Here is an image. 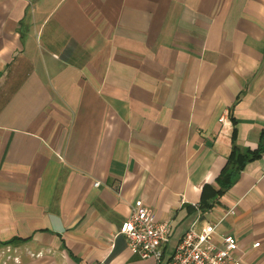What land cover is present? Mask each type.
Wrapping results in <instances>:
<instances>
[{
	"label": "crops",
	"instance_id": "1",
	"mask_svg": "<svg viewBox=\"0 0 264 264\" xmlns=\"http://www.w3.org/2000/svg\"><path fill=\"white\" fill-rule=\"evenodd\" d=\"M263 131L264 0H0V264H155L136 200L264 264Z\"/></svg>",
	"mask_w": 264,
	"mask_h": 264
},
{
	"label": "built area",
	"instance_id": "2",
	"mask_svg": "<svg viewBox=\"0 0 264 264\" xmlns=\"http://www.w3.org/2000/svg\"><path fill=\"white\" fill-rule=\"evenodd\" d=\"M99 184L95 182L93 185L98 187ZM193 207L201 220L204 210L199 204ZM148 210L143 201L136 200L120 229L133 255L142 259L152 258L155 264H243L235 253V236L226 234L220 236L218 241H212L215 227L228 211L217 220L200 221L199 229H188L180 241L169 249V221H151ZM258 246L259 242L252 244V248Z\"/></svg>",
	"mask_w": 264,
	"mask_h": 264
},
{
	"label": "trees",
	"instance_id": "3",
	"mask_svg": "<svg viewBox=\"0 0 264 264\" xmlns=\"http://www.w3.org/2000/svg\"><path fill=\"white\" fill-rule=\"evenodd\" d=\"M260 152H261V149L258 148L257 150L253 151L250 154H246V153L245 154H241V153H239L237 148L233 146L231 154H230V157L232 159L239 158V159H242L243 162H246V161H249V160L257 158L259 156ZM224 192L225 191H222L220 193V195H222ZM199 205L205 211V210H207L208 208H210L212 206V201H209L208 203H204V204L202 203V204H199Z\"/></svg>",
	"mask_w": 264,
	"mask_h": 264
},
{
	"label": "rangeland",
	"instance_id": "4",
	"mask_svg": "<svg viewBox=\"0 0 264 264\" xmlns=\"http://www.w3.org/2000/svg\"><path fill=\"white\" fill-rule=\"evenodd\" d=\"M2 264V263H1Z\"/></svg>",
	"mask_w": 264,
	"mask_h": 264
}]
</instances>
